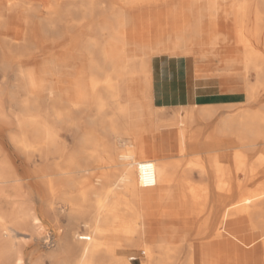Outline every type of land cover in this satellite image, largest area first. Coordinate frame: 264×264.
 Returning <instances> with one entry per match:
<instances>
[{
	"label": "bare ground",
	"instance_id": "1",
	"mask_svg": "<svg viewBox=\"0 0 264 264\" xmlns=\"http://www.w3.org/2000/svg\"><path fill=\"white\" fill-rule=\"evenodd\" d=\"M45 1L46 4L40 0H0V110L17 113L18 122V131L11 135L13 149L0 144L14 172L19 197L30 203L27 208L10 211L0 201V264H26L28 256L30 264H37L33 253L29 254L18 240V233L31 226L43 235L45 243L51 244L44 220L52 211L57 217L52 198L55 195L58 210L72 222L89 219L86 233L71 228L60 244L73 253L68 264H133L134 255L123 253L128 247L141 249L146 255L143 264H205L204 259L215 253L220 242L224 249L231 250V257L225 258L228 264H264V180H255L264 172V0H230L235 41L245 52L243 69L238 73L209 75L196 71L192 56L193 45L201 42L207 30V5L203 0H190L191 43L149 56L130 54V41L124 34L129 21L126 9L166 0H120V7L126 9L116 13L117 3L107 6L86 0ZM98 9L114 14L108 19L97 16L94 12ZM60 26L64 36L58 39ZM61 41L72 42L78 51L72 56L76 62L69 64L59 59L55 47ZM158 53L164 57L158 59ZM185 60L190 63L194 91L203 81L219 77L220 83L226 85L224 91L243 92L244 99L192 102L190 110L181 112L175 121H181L180 125L158 119L156 124L152 119L158 129L169 128L176 133L182 157L144 160L151 150L137 148L128 105L120 100L119 84L129 77L147 76L156 97L168 89L169 79L183 72ZM256 103L259 108L253 109ZM239 104L244 107L241 112L218 115L221 110L230 111ZM50 117L62 126L79 125L82 120L89 125L77 135L71 152H67L66 144L57 139L58 132L49 126ZM216 117L211 134L206 136L204 151L211 150L212 143L222 145L223 137L228 148L235 149L219 146L207 158L197 154L195 171L202 179L197 183L189 160L183 157L188 151L189 127L200 121L211 125ZM158 145L152 147L157 155ZM17 151L26 161L34 160L37 152L47 159L60 156L62 163L54 166L58 174H44L41 181L30 179L20 172ZM254 153L259 156L249 164ZM97 167L104 170L94 172ZM232 177L243 178L234 182L235 189L223 183ZM248 179L252 185L245 187L244 180ZM7 181L4 165L0 167V185ZM156 184L159 190L163 187L160 194L166 201H178L175 207L180 210L165 211L164 216L173 221L182 219L200 235L212 231V236L188 238L183 246L146 243L145 226L154 213L143 207L150 203L149 190ZM232 196H238L232 206L237 217L219 222L217 225L225 229L214 233L215 220L220 218L224 202ZM235 230L238 235L228 236ZM256 233L262 236V250L257 255V247L246 240Z\"/></svg>",
	"mask_w": 264,
	"mask_h": 264
},
{
	"label": "rangeland",
	"instance_id": "2",
	"mask_svg": "<svg viewBox=\"0 0 264 264\" xmlns=\"http://www.w3.org/2000/svg\"><path fill=\"white\" fill-rule=\"evenodd\" d=\"M69 1H72V0H69ZM89 1H92L96 4L102 2L107 6L113 3L114 4L117 3L118 7L115 13L121 10L124 11L126 9V8L125 9L121 8L123 3L120 0H89ZM146 6L147 5L145 4L144 8L137 9V16H136V23H135V41L137 42H143L144 39L146 40L147 38H150L152 35L153 36L158 35V34L161 35V33L166 31L165 29L159 27V24L155 22L154 19L156 16L155 14H153L154 10L151 13V9H149ZM169 6L176 7L177 5L170 4ZM94 13L97 16L102 15L107 19L110 18L112 14H114L113 11H109L107 9H98V10H95ZM229 21L232 25L234 24V21L232 19L228 20V22ZM184 22H190V18L186 16L184 18ZM228 22L225 20L224 17L219 16L218 28H220V30L224 29L223 32H225L226 31L225 24ZM58 29H59V34H57L56 38L60 39L61 37L64 36L63 34L64 31L61 30V26ZM71 46H72L71 41H61L55 47L56 54L59 56V59H61L64 63L70 64V62L71 63L74 61L76 62V60L72 56L73 54H77L78 51L74 49L73 46L72 47ZM239 53H240V50L235 51L232 53V56L234 57L238 55ZM159 56H157L158 59L164 57V55H159ZM165 57H167L166 53H165ZM242 58L244 61L245 52L243 53V51H242ZM82 60L85 61L84 58ZM211 63L212 64L210 65V68H209L210 71L216 68L218 61L213 60ZM242 69H243V62L241 65L238 66L235 73L240 72ZM204 74L209 75L208 73H204ZM141 79H143V77ZM252 79L253 81H255L254 76L252 77ZM139 81L140 82L138 83L140 84V87L137 86L135 88H132L131 91L128 93L129 96L126 97L124 100L129 101L131 103V107L135 112V126H137L138 124L146 123L140 120L139 121L141 123H139V121L137 120V117H136L138 115L137 109L136 107L133 108L136 105V103H141L144 106V109H146V112L150 111L148 113L149 116L147 115L148 117H150V120L149 122L146 123V125H144L147 128H150L148 133H146L144 136L145 143L148 145H151L155 143L156 141L160 140L161 144H163L162 146H164L163 150L160 149L159 155H150L144 160H156L161 157H166L165 159L170 158L172 160L181 158L182 156H179L180 153L178 152V142H177L176 133H174L172 129H169V128L161 129V130L158 129L157 125H155L152 119L155 118L156 124H157V119L164 122L165 124L166 122L167 123L175 122L177 121V118L181 112L190 110V106L180 104L179 101H176L175 103L170 104L166 102L165 100H161V98L163 97L161 95H164L165 91H162L160 95L153 97V92L150 91V89L148 90L141 80ZM207 82H210V83H206L207 90L219 91L222 93L223 96L221 98V103L230 102V101L240 102L244 99L245 94L243 92L224 91V88L226 87V85L220 83L219 77H214V78L212 77L210 78V81H207ZM262 101H263L262 103H264V98ZM160 104H162V108H158ZM155 105L157 106V108ZM154 107L156 108V113H154ZM240 107L241 109H239ZM243 108L244 107L241 106V104H239L238 106L230 108L231 109L230 111L221 110L218 113V115H222L225 112L235 115L238 112H241ZM252 108L253 109L259 108V104L257 103L253 104ZM0 114H1L0 115V142L8 145L10 149H13V147L11 148V143H12L11 135L18 131V122L16 119L17 113L0 110ZM49 119H50L49 126L58 132L57 139L59 140V142L66 144L67 152H71L74 149V146H75L74 142L78 138L77 135L84 132L85 128L89 126L84 120H82V123H80L79 125H73V126L68 127V126L58 125L57 123L53 121L52 117H50ZM217 119L218 118L216 117L214 120H212L211 125L208 124L209 122L200 121L199 123L194 122L189 127V132H188L189 136L187 139L188 140V151L183 157L185 158V160H189L188 163H189L190 169H193V173H192L193 180L197 183L202 182L200 175L197 173V171H195V169L197 168V161L195 158L197 154L202 155L204 158L205 157L207 158L209 154L214 153V150L217 147L222 146V149L223 148L225 149L226 147L228 148L229 146V144L227 143L226 137H223L222 145L218 146V144L212 143L213 145L211 146V150L205 152L204 147H203L204 144L203 145L201 144L202 137L199 138L198 140L195 139L203 134H205L206 136L211 134L214 128L213 125L217 122ZM175 123H178L179 125L182 124L181 121L180 123L179 121ZM205 125L207 127L203 128L204 133L200 131L199 129H197V127L199 126L202 127ZM153 129L156 131L155 139L153 136H151V134H149V132L153 131ZM174 131H177V129L175 128ZM228 149L233 150L235 148L231 147ZM3 151L4 150L2 148V145L0 144V167L5 165L6 173L8 175V181L5 184L0 185V201H2L5 204V207L10 211L14 209H18L19 207L27 208L28 206H30V203H28V200L19 197L14 187V182H13L14 172L12 170V167L10 166L9 160L7 162L5 158V153ZM16 155H17V158L19 159L17 163L21 166L20 172H24L28 177H30V179L37 180V181L43 180L44 174H48V173L58 174V171L55 169L54 166L62 163L61 162L62 158L58 155L50 156V158L47 159L45 154L43 156L40 154V152H37L36 155H34V160L32 161H26L24 156L18 151L16 152ZM258 156H259V153H256V154L254 153L251 156L253 158L249 159V164L251 162H254ZM137 159H140V158H137ZM50 165L53 166L52 169L49 168ZM94 166H96V164ZM94 166L92 167L95 168ZM103 170L104 169H99L97 167L93 171L99 173ZM56 177L57 179L60 178L58 175ZM242 180L243 178H233L232 177V179L226 178L223 183L225 184V187L235 189L234 182L237 183ZM255 180L256 182L264 180V172L259 173L257 179L255 178ZM244 181H245L244 182L245 187L252 185L250 179L244 180ZM153 186L149 190L152 193L151 194L149 192L151 201L150 203L144 205L143 207L144 210H151L154 213L153 217H150L147 219V221H150V228L149 229L146 228L145 237L143 238V240L146 243L153 244V245L174 244L175 246H183L184 244L187 243L188 238L192 239V238L199 237L200 239L201 238L208 239L212 236V233H211L212 231L209 232L208 234L205 233V234L200 235L198 234V232H196V229L193 225L184 223L182 219L179 218L173 221L174 220L173 218L164 216L163 213L165 211L173 212L178 209L175 207V205L178 204V201L176 200V203H173V204L169 203L168 201L165 200V196L160 194V191L161 192L163 191L162 190L163 187L160 188L159 190L158 188L159 185L156 184ZM155 187L158 188L156 189L157 191L154 189ZM24 188L25 190H27L28 187L26 184L24 185ZM237 197L238 196L236 197L232 196V198L229 201L224 202L221 208L222 214L220 218L217 217L214 223V227H216V229H214L215 230L214 233L220 232L223 229H225L223 225L221 224L217 225L219 222L227 221L229 219L237 217L234 214L233 208H232ZM52 198L54 199L53 206H57L56 207L57 217L54 215L55 212L52 211L50 213V216L46 220H44L47 226V231H46L47 233L46 232L45 233L48 234L50 232L49 236L51 235L50 237L52 239L51 244L45 243L43 239V235L40 234L38 230L32 228L31 226L23 227L20 230V232L18 233V236H19L18 240H20L22 244L27 248V252L29 254L33 253V255L36 257L37 264H68L69 261L73 259L71 258L73 256V253L68 252L67 249L64 246L61 247L60 244H62L63 239H65V237L67 238V235L69 236V232H71V228H72V231L74 232L86 233L87 232V221L89 219L86 218L85 221L79 219L77 221L72 222V220L67 216L66 213H61L58 210V204H57L58 197L55 195ZM36 204L40 205V202L37 200ZM234 235L235 236L238 235V232L236 230L230 233L228 236L232 237ZM249 238H250L249 243L253 244L255 248L257 247L254 253L256 255L260 254L261 253L260 250H262V245H261L262 236L256 233L255 236H252ZM123 253L125 255H128V254L134 255V257L131 259L133 264H143V258H144L143 256H146L141 251V249L136 248V247H128L123 251ZM184 259L185 258H183L182 260ZM26 264H30L29 256L26 260Z\"/></svg>",
	"mask_w": 264,
	"mask_h": 264
},
{
	"label": "crops",
	"instance_id": "3",
	"mask_svg": "<svg viewBox=\"0 0 264 264\" xmlns=\"http://www.w3.org/2000/svg\"><path fill=\"white\" fill-rule=\"evenodd\" d=\"M69 1V0H66ZM72 1H81V0H72ZM89 1V0H86ZM207 5L206 16L204 17L207 20V30L203 34L202 40L199 44L193 45V63L196 71L201 73H223V72H235L239 65L242 64V49L235 41V19L231 14L230 10V0H203ZM41 3L46 4L47 1L40 0ZM170 4H176V7H170ZM149 9H151V13L154 10L155 14V22L159 24V27L165 29L163 33L158 35H152L150 38L144 39L143 42L135 41V23L137 16V9H141L145 7V4L135 6L130 9H126V17L129 19L127 25L124 27V34L129 39L130 43L128 44V49L131 55H141V56H149L153 52L160 51H168L173 49H178L179 47L189 45L191 42L189 38L192 39L193 28H192V15H191V1L190 0H166L164 2H152L146 4ZM205 14V12H204ZM151 16V15H150ZM188 16L190 18V22H184V18ZM224 17L225 20L232 19L234 24L232 25L230 21L226 23V31L224 29L220 30L218 28V18ZM153 18V17H152ZM153 20V19H152ZM153 20V21H154ZM240 50V53L236 56H232V53ZM224 53V54H223ZM161 53H158L159 56ZM213 60L218 61L215 69L210 71V65ZM221 62V63H220ZM190 63L185 60L183 72H180L174 79H169L166 82L168 89L165 90L164 95L161 100H165L166 102L172 104L176 101H179L180 104L189 105L192 102L198 103H207V102H221L222 93L219 91H212L206 89V83H210V79L203 81V83L198 87L197 90L192 89V82L189 77L190 71ZM143 77V79H141ZM141 80L143 84L147 87V89L153 92L154 97V89L152 82L147 76H137V77H129L124 80H121L119 84L120 90V100L122 103L128 105L130 111V127L131 134L135 137L137 142V148L139 150L150 148V155H157L152 150L155 145L160 144L158 153L160 149H164L161 141L158 140L155 143L148 145L145 143L144 136L150 128H147L146 123L149 122L150 117H148V113L144 106L141 103H134V107L137 109L138 115L137 120L143 121L146 123L138 124L135 126V112L131 107V103L129 101H125L124 99L128 97V93L132 88L137 86L140 87ZM174 89L173 95L171 94V90ZM178 99V100H177ZM173 101V102H172ZM169 104V105H170ZM148 115V116H147ZM139 121V123H141ZM207 126L197 127V129H203ZM156 131H150L149 134L154 137ZM202 137V138H201ZM202 139L201 144H205L206 135L203 134L195 139ZM137 149V150H138ZM138 152V151H137ZM159 155V154H158ZM147 158V157H146ZM147 229L150 228V221H147L145 226ZM164 227V226H163ZM249 237L246 238V240ZM244 250V249H243ZM231 250L224 249L222 243L215 246V253L210 252L209 258L206 257L205 264H228L225 258L231 257ZM245 252V251H244ZM248 258L245 257V261Z\"/></svg>",
	"mask_w": 264,
	"mask_h": 264
}]
</instances>
